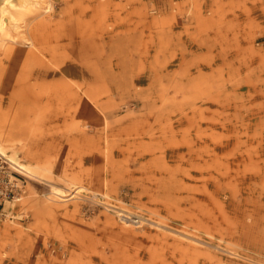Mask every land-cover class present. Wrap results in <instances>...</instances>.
I'll return each mask as SVG.
<instances>
[{
	"label": "rangeland",
	"instance_id": "1",
	"mask_svg": "<svg viewBox=\"0 0 264 264\" xmlns=\"http://www.w3.org/2000/svg\"><path fill=\"white\" fill-rule=\"evenodd\" d=\"M34 1L0 29V142L34 174L0 155V264H264V0Z\"/></svg>",
	"mask_w": 264,
	"mask_h": 264
},
{
	"label": "bare ground",
	"instance_id": "2",
	"mask_svg": "<svg viewBox=\"0 0 264 264\" xmlns=\"http://www.w3.org/2000/svg\"><path fill=\"white\" fill-rule=\"evenodd\" d=\"M36 1V0H35ZM34 1V2H35ZM44 8L47 9L48 8V5H47V1L44 2ZM12 5V0H0V29L3 28L4 26V17H2V14L7 10V8L9 6ZM17 154V153H16ZM0 155L2 157H5L7 160H9L11 163L15 164V166L25 172V173H31V171L27 168H29L27 165L21 163L18 161L17 159V155L16 157L15 156H12V155H9L4 146L1 144L0 142ZM14 155V154H13ZM32 174V173H31ZM69 183H70V188H69V191L67 193H63L64 191L60 190V189H53L52 190V194H54L55 196H57L61 201H67V200H70V199H73L75 197H77L78 195L80 196L81 194V190L83 189V186L81 184H79L78 182L74 181V180H67ZM68 189V188H67ZM95 195V198L96 199H99L101 200L102 198V195L98 194V193H93ZM78 198V197H77ZM102 203H105L101 200ZM100 202V203H101ZM10 204V203H9ZM107 208H109V210H111L112 212H121L122 214H124L126 217L130 218L128 220L130 221H133V223H140V224H143L144 221L146 219H144L143 217L137 215V214H132L130 212H127L123 209H120V208H117V206H112L110 204L106 205ZM8 209V205L6 203V207ZM8 211V210H7ZM9 214V213H7ZM141 215V214H140ZM7 217V216H6ZM149 220V219H148ZM147 221V220H146ZM155 226H158V224L156 223H153ZM160 225V224H159ZM163 227V226H162Z\"/></svg>",
	"mask_w": 264,
	"mask_h": 264
},
{
	"label": "crops",
	"instance_id": "3",
	"mask_svg": "<svg viewBox=\"0 0 264 264\" xmlns=\"http://www.w3.org/2000/svg\"><path fill=\"white\" fill-rule=\"evenodd\" d=\"M160 75H163V74H160ZM126 78V77H125ZM128 79H130V77H127ZM132 79H134V77H132ZM157 79V78H156ZM171 79H174V77L173 78H171ZM20 128V127H19ZM21 129V128H20ZM43 134V133H42ZM51 136H53V137H56L57 139H58V137L61 135V134H58L57 132H52L51 131ZM29 136V135H28ZM56 141V142H55ZM52 142V141H51ZM50 142V143H51ZM57 144V140H53V142H52V144ZM32 143H31V141H30V139H29V142H28V148H29V150H31L32 151V149H33V147H32V145H31ZM106 149L108 150V152L106 153ZM91 152H90V155H91V157L93 158V159H99V158H104V156H106V158H107V160H112V158H113V155L115 154V156H116V152H113L112 150H111V147L109 146H103V148L101 147H99V146H93L91 149ZM78 149H75V151H74V157L73 158H75V159H79L80 161H83V159H84V153H83V149L81 148V149H79V151H80V153L78 154ZM52 153H53V151H52ZM55 153H57V151H55ZM58 153H60V155H58V157H55V158H58V159H62L63 157H62V155H61V150L59 149L58 150ZM35 158H49L48 156H46V155H44V156H36ZM51 158H53L52 156H51ZM60 174H66V172L64 173V172H61ZM30 175H34L33 173L32 174H30ZM65 176H67V180H74V181H76V182H78L79 184H81L82 186H83V188L84 187H86V188H89V189H91L88 185H86L84 182H80L79 180H78V178H76V177H73L72 175H68V174H66ZM7 230H9L8 229V227L6 228V226L5 225H0V231L1 232H3V231H7Z\"/></svg>",
	"mask_w": 264,
	"mask_h": 264
},
{
	"label": "built area",
	"instance_id": "4",
	"mask_svg": "<svg viewBox=\"0 0 264 264\" xmlns=\"http://www.w3.org/2000/svg\"><path fill=\"white\" fill-rule=\"evenodd\" d=\"M16 185L15 180L8 176L4 165L0 162V218L7 216L8 211L5 207L9 199H15V196L19 195L15 194Z\"/></svg>",
	"mask_w": 264,
	"mask_h": 264
}]
</instances>
